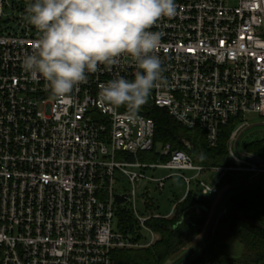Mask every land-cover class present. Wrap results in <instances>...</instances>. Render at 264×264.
Segmentation results:
<instances>
[{"label": "built area", "instance_id": "2783aa9c", "mask_svg": "<svg viewBox=\"0 0 264 264\" xmlns=\"http://www.w3.org/2000/svg\"><path fill=\"white\" fill-rule=\"evenodd\" d=\"M30 2L0 0V264H116L113 250L156 240L146 221L161 216L139 215L135 189L115 188L120 177L133 187L147 180L162 190L172 174L154 177L147 170L190 171L180 173L186 193L196 182L202 193L217 194L228 169L197 165L169 144L159 150L165 160H140L139 154L154 148L148 108H164L184 127L203 131L211 147L220 127L237 118L228 155L248 160L234 141L249 125V113L264 118V0H175L176 15L151 29L162 34L157 55L163 81L134 115L99 98L109 80L134 79L128 56L101 65L64 99L23 70L39 36L24 19ZM204 172L219 178L206 182ZM259 175L264 177V164ZM116 194L132 203L133 231L117 228ZM141 229L150 232L151 243L140 242Z\"/></svg>", "mask_w": 264, "mask_h": 264}, {"label": "clouds", "instance_id": "9594fccd", "mask_svg": "<svg viewBox=\"0 0 264 264\" xmlns=\"http://www.w3.org/2000/svg\"><path fill=\"white\" fill-rule=\"evenodd\" d=\"M175 0H31L24 19L39 33L22 68L43 78L53 96L66 98L101 65L122 56L134 62V79L117 76L102 85V104L136 114L163 81L157 55L161 33L151 29L176 15Z\"/></svg>", "mask_w": 264, "mask_h": 264}, {"label": "trees", "instance_id": "16d2710c", "mask_svg": "<svg viewBox=\"0 0 264 264\" xmlns=\"http://www.w3.org/2000/svg\"><path fill=\"white\" fill-rule=\"evenodd\" d=\"M145 114L155 123L154 148L148 154H139L140 160L147 162L165 160V157L159 155L157 148L169 144L173 150L185 151L197 165L224 167L229 164V140L238 124L237 118L230 119L226 125L220 127L217 144L211 147L203 131L184 127L174 120L166 109L151 107ZM244 150L264 160V136L245 143ZM223 180L237 185L236 181L230 178ZM244 180L247 182L248 178ZM194 187L198 191L196 182ZM195 189L191 187L184 198L177 201L172 216L151 217L146 221L147 227L157 234L156 240L151 245L115 249L112 251L113 261L116 264H168L172 258L188 247L203 233L210 212L208 202L198 198ZM217 194L220 196V191ZM222 203L225 212L219 218L214 230H210L203 243L182 260L199 254L189 264H204L210 260H220L226 264H264V193L261 188L256 184L238 188L228 193ZM152 205L147 199V210H153ZM191 206H200V208L188 212L186 221L182 222L181 214ZM237 214L257 221L263 228L254 227L240 220ZM116 219L119 231L127 233L136 227L135 218L126 208L117 209ZM231 238L236 239L241 245V252L234 258H229L225 251Z\"/></svg>", "mask_w": 264, "mask_h": 264}, {"label": "rangeland", "instance_id": "374dc122", "mask_svg": "<svg viewBox=\"0 0 264 264\" xmlns=\"http://www.w3.org/2000/svg\"><path fill=\"white\" fill-rule=\"evenodd\" d=\"M246 119L248 120L249 125L264 122V118L256 113H249ZM242 129H240L237 132L236 136ZM263 136H264V126H255L243 133L238 143V152L244 154L245 157L248 158V160L236 161L229 157V164L225 166L228 167V169L222 170V172H224V175L218 186L220 195L223 193L225 189L235 185V184H229L225 182L223 179L230 178L231 180H234V182L236 181V184H240L245 182L244 180L245 178H248V181H250L259 175V169L261 168V164H264V160L259 157L257 158L254 155L246 153L244 150V144L253 141L257 138H261ZM159 150L160 147L158 146L157 148L158 153ZM145 154H148V152H145ZM246 168H250V169H246ZM147 173L153 175L154 177H161L170 174L172 175L170 178H168L165 181V187L162 190H159L155 183L148 182L147 180H140L139 182L136 183L135 187H133V185L130 182H128L127 179L121 177L119 178L120 181L117 183L115 188L117 189V191H123V190L131 191L133 188L135 189L136 198H135L134 206L139 215L146 216L150 213L152 215L158 213L161 216H167L170 214L173 206L177 203V201L183 198L186 193V184L184 183L183 179L180 177V173H183L185 176H191L193 173L190 171L179 172L168 169L147 170ZM218 178H219V174L217 172L204 173V175H202L201 177V179L209 183L217 181ZM255 184L259 186L264 193V177H262ZM191 187L193 190L196 188L194 187V183ZM195 191L198 195V198L207 201L210 206L208 220L204 226V231H205L209 219L211 217L212 211L214 210L220 196L219 194H204L201 191H199V189L198 191L195 189ZM147 199L153 204L152 205L154 207L153 210L150 211L147 210L146 208ZM116 207L117 209L121 207V208H126L129 212L132 211L131 202H124L120 205H117ZM223 208H224V203H222L220 210L217 212L215 216V219L211 226V231L214 230L216 223L218 222L219 218L223 215L224 213ZM203 233H201L198 237H196L188 247L192 246V244H195L201 238ZM141 235L142 236L140 242L142 244H148L152 242L153 237L149 231L141 229ZM188 247L183 249L179 254H177L174 258H172L168 264H170L171 261H173L180 254H182ZM225 251L229 258L232 257L234 258L241 252V245L237 242L236 239L231 238L230 243ZM198 255L199 254L190 256L189 258L184 259L178 262L177 264H189L190 261Z\"/></svg>", "mask_w": 264, "mask_h": 264}, {"label": "water", "instance_id": "95a60500", "mask_svg": "<svg viewBox=\"0 0 264 264\" xmlns=\"http://www.w3.org/2000/svg\"><path fill=\"white\" fill-rule=\"evenodd\" d=\"M255 126H264V122H261V123H255V124H251V125H248L246 126L245 128H243L239 133L238 135L236 136L235 138V141H234V149L235 151L238 153V154H241L238 152V143H239V140L241 138V136L243 135V133L245 131H247L248 129L252 128V127H255ZM262 178V175H259L257 176L256 178L250 180V181H247V182H244V183H240V184H237V185H233V186H230L228 187L227 189H225L223 191V193L220 195L218 201H217V204L214 208V210L212 211V214H211V217L209 219V222H208V225L202 235V237L195 243L193 244L191 247H189L188 249H186L182 254H180L178 257H176L173 261H171L170 264H177L178 262H180L186 255H188L189 253H191L193 250H195L197 247H199L203 241L205 240V238L207 237L208 233L210 232L211 230V226L213 224V221L215 219V216L219 210V208L221 207L222 205V202L225 198V196L230 193L231 191L233 190H236L238 188H243V187H247V186H250V185H253L255 183H257L260 179ZM115 198V202L117 204H122L126 201V195H118L116 194L114 196ZM197 208H200V206H191V207H188L187 209H185L183 211V213L181 214V221L184 222L186 221V214L194 209H197ZM240 220L246 222V223H249L250 225L254 226V227H258V228H263V226L258 223L257 221H254L244 215H236Z\"/></svg>", "mask_w": 264, "mask_h": 264}, {"label": "crops", "instance_id": "0c3cea01", "mask_svg": "<svg viewBox=\"0 0 264 264\" xmlns=\"http://www.w3.org/2000/svg\"><path fill=\"white\" fill-rule=\"evenodd\" d=\"M204 175V174H203ZM184 198V197H183ZM183 198H181V199H183ZM173 209H174V206H173V208H172V210H171V212H170V216H172V213H173Z\"/></svg>", "mask_w": 264, "mask_h": 264}]
</instances>
